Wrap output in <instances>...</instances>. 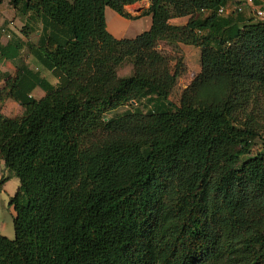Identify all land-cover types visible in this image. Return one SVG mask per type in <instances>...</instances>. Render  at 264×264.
<instances>
[{
  "label": "trees",
  "instance_id": "1",
  "mask_svg": "<svg viewBox=\"0 0 264 264\" xmlns=\"http://www.w3.org/2000/svg\"><path fill=\"white\" fill-rule=\"evenodd\" d=\"M142 1L9 0L24 35L42 30L0 48L17 68L2 73L0 104L24 109L0 113V186L20 181L0 264H264V150L252 155L249 110L264 93V21L234 0H150L149 30L112 35L106 9L131 20ZM163 41L201 52L179 106L169 97L185 66Z\"/></svg>",
  "mask_w": 264,
  "mask_h": 264
},
{
  "label": "rangeland",
  "instance_id": "2",
  "mask_svg": "<svg viewBox=\"0 0 264 264\" xmlns=\"http://www.w3.org/2000/svg\"><path fill=\"white\" fill-rule=\"evenodd\" d=\"M150 3H151L150 0H144L133 6H129L126 9L127 12L132 17V19L130 20L131 22H137V20L141 22V24H138L141 27L140 29H137V23L135 24L134 30L136 29V33L133 34L134 36L137 35V30H140V32H144L150 26L149 21L151 22V19L143 16L145 11L150 7ZM232 6L242 7L243 9L247 7L245 2H239V0H234ZM109 10H110L109 14L111 12L112 13L114 12L111 9ZM14 13H15L14 10L10 7L9 0H5V3L3 4L0 10V17L4 21L2 22L4 24H2L1 26L5 28L4 29L6 30L5 34H9L10 36L14 35L18 38H22V37L27 38V36L24 35V30H23L25 29V26H23L24 22H22L20 19L18 20V17H16ZM106 18H108L107 15ZM187 21L188 18H174L171 20V24L183 26L187 23ZM118 23L114 20L112 21L111 19L110 23L108 24V29L115 34H120L122 32L121 30L124 31L129 30V28L123 26L121 22ZM131 30H133V28H131ZM31 37L33 39H36L35 35H31ZM159 49L162 50L165 53V55L171 57L174 60V62L177 60H181L184 63L185 74L178 80L176 87L174 88L172 94L169 97V101L171 104L179 106V99L182 94V91L190 85L194 77L201 70V63H200L201 52L199 49L192 46H186L179 43L167 42V41H163L160 44ZM23 62L24 63L30 62L31 64H33L32 60L29 59L26 53L24 54ZM2 67L5 70L14 72V65L13 64L11 65L9 62H5V64H3ZM131 73H132V65L130 63H125L118 71V74L121 77L128 76ZM47 77L52 83H56V79L50 73L47 74ZM44 95L45 93L41 89H37L33 93V97L35 99H41ZM127 109H129V107H122L108 114V117H113L117 114L124 112ZM147 109L148 108H144L145 111ZM249 110L255 112L257 116V121L260 122V126H259L260 135L258 136V138L255 139L254 146L252 149V155H255L264 150V93H259L254 96L253 103L250 105ZM0 112L7 117L14 118V117L22 116L24 114V109L17 102L13 100H7L4 103L0 104ZM18 182L16 184L15 181L11 179L6 183L4 189L0 187L1 188L0 189V233L5 236H9L11 238L15 237L14 209L9 205V202L11 195L15 194L16 189L19 186Z\"/></svg>",
  "mask_w": 264,
  "mask_h": 264
},
{
  "label": "crops",
  "instance_id": "3",
  "mask_svg": "<svg viewBox=\"0 0 264 264\" xmlns=\"http://www.w3.org/2000/svg\"><path fill=\"white\" fill-rule=\"evenodd\" d=\"M257 3H259L260 4V6H262V7H264V0H255ZM5 3V2H4ZM3 3V4H4ZM3 4L2 5H0V10H1V8H2V6H3ZM11 7V6H10ZM12 8V7H11ZM13 9V8H12ZM110 8H107L106 9V15H107V17L108 18H106V20H107V26H108V24L110 23V21H111V19H112V21L114 20V21H116L117 23L118 22H121V24H123V26H126V28H129V30H121L122 32L120 33V34H115V33H113V32H111L109 29V32L112 34V35H114L116 38H134V37H136V36H138L139 34H141L142 32H140V30H137V35L136 36H134L133 34L134 33H136V29L134 30V28H135V24L137 23V29H140L141 27L138 25V24H141V22L139 21V20H137V22H131L130 20H126V19H124V18H122L121 16H119L117 13H115V12H111L110 14H109V12H110V10H109ZM14 10V9H13ZM14 15H16V17H18V20L20 19L22 22H24V24H23V26H26L27 24H29V20L27 19L28 17H25V18H23V17H21L15 10H14ZM108 14H109V16H108ZM244 16H245V18H252V17H254L253 16V14H252V10L250 9V7H245V9H244ZM147 18H150L151 19V17L149 16V17H147ZM2 22H4L3 21V19L0 17V48H1V46H5L6 44H8L9 43V41H11L12 39H14L16 36H10L9 34H5L6 33V30H4L5 28L3 27V26H1L2 24H4V23H2ZM12 24H14V23H12ZM119 24V23H118ZM149 27L147 28V30H149L150 29V27H151V25H152V20H151V22L149 21ZM10 26V25H9ZM26 28V27H25ZM33 28V32H31V34H29V37H27V38H18V37H16V38H18L20 41H22V42H37V40H38V38H39V36H40V32H41V30H42V25L39 23L38 25H35V26H33L32 27ZM131 28H133V30H131ZM3 30H4V32H3ZM146 30V31H147ZM10 33V32H9ZM7 35H9V36H7ZM31 35H35V38L36 39H33L32 37H31ZM132 36V37H131ZM7 38V39H6ZM9 39V40H8ZM29 57V56H28ZM29 59H31L32 60V58H30L29 57ZM5 62H9L11 65L13 64L12 63V61H4V62H2L1 64H0V89L1 88H3L4 87V85H5V80H4V77H3V75H2V73H7V74H10V75H14L16 72H17V68L14 66V72H11V71H9V70H5L3 67H2V65L3 64H5ZM33 63V62H32ZM14 65V64H13ZM32 66L33 67H37V64H35V63H33L32 64ZM47 74H49V73H47V72H44V76L45 77H47ZM48 78V77H47ZM37 89H40V88H37ZM36 89V90H37ZM35 90V91H36ZM34 91V92H35ZM33 92V93H34ZM45 96V95H44ZM43 96V97H44ZM1 113V112H0ZM5 175H8V172L5 170V168H4V165H3V163L0 161V180H1V178L3 177V176H5ZM11 179H13L14 181H15V183L17 184V182L19 181V179L18 178H16V177H11L9 180H11ZM16 179H18V180H16ZM8 180V181H9ZM7 181V182H8ZM6 182V183H7ZM6 183L4 184V185H2V186H0L1 188H3L4 189V187H5V185H6ZM20 181L18 182V185L20 186ZM19 186H18V188H19ZM0 188V189H1ZM18 188L16 189V192H17V190H18ZM16 192H15V194H16ZM14 194V195H15ZM13 194L11 195V197H13L14 196ZM14 216H15V212H14ZM1 234V233H0ZM1 235H3V234H1ZM5 236V235H4ZM6 237H8V238H10V239H13V238H11V237H9V236H6Z\"/></svg>",
  "mask_w": 264,
  "mask_h": 264
},
{
  "label": "built area",
  "instance_id": "4",
  "mask_svg": "<svg viewBox=\"0 0 264 264\" xmlns=\"http://www.w3.org/2000/svg\"><path fill=\"white\" fill-rule=\"evenodd\" d=\"M245 4L248 7H250V9L252 10V14L256 20L264 21V7L256 5L254 0H246ZM239 9L242 10L241 8H239ZM219 12H220V14H225V13H227V10H226V8L223 7L220 9ZM3 32H4V30H3Z\"/></svg>",
  "mask_w": 264,
  "mask_h": 264
}]
</instances>
